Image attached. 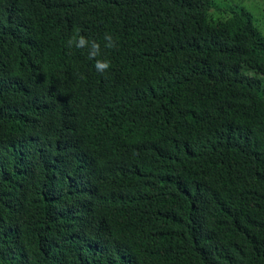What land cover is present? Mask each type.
I'll list each match as a JSON object with an SVG mask.
<instances>
[{"label":"trees","instance_id":"obj_1","mask_svg":"<svg viewBox=\"0 0 264 264\" xmlns=\"http://www.w3.org/2000/svg\"><path fill=\"white\" fill-rule=\"evenodd\" d=\"M214 8L0 0V264H264V35Z\"/></svg>","mask_w":264,"mask_h":264},{"label":"clouds","instance_id":"obj_2","mask_svg":"<svg viewBox=\"0 0 264 264\" xmlns=\"http://www.w3.org/2000/svg\"><path fill=\"white\" fill-rule=\"evenodd\" d=\"M104 47L107 49H115L118 47V38H114L110 32L104 33ZM67 47L72 48H88L89 59H95V67L101 74L106 73L110 67L111 62L107 59H99L100 44L97 40H89L79 30H77L67 41Z\"/></svg>","mask_w":264,"mask_h":264},{"label":"rangeland","instance_id":"obj_3","mask_svg":"<svg viewBox=\"0 0 264 264\" xmlns=\"http://www.w3.org/2000/svg\"><path fill=\"white\" fill-rule=\"evenodd\" d=\"M217 8L213 9L214 18H222L224 13H217L218 5L222 10L234 8L236 6H243L251 11L255 16V23L259 27L260 32L264 35V0H216ZM236 9V8H235ZM234 9V10H235Z\"/></svg>","mask_w":264,"mask_h":264}]
</instances>
